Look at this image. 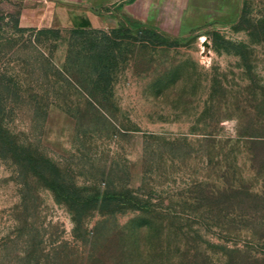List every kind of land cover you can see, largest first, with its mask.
<instances>
[{
  "label": "rangeland",
  "instance_id": "374dc122",
  "mask_svg": "<svg viewBox=\"0 0 264 264\" xmlns=\"http://www.w3.org/2000/svg\"><path fill=\"white\" fill-rule=\"evenodd\" d=\"M36 4L0 0L3 124L82 200L0 158V264H264V0H192L150 40L40 33Z\"/></svg>",
  "mask_w": 264,
  "mask_h": 264
},
{
  "label": "crops",
  "instance_id": "0c3cea01",
  "mask_svg": "<svg viewBox=\"0 0 264 264\" xmlns=\"http://www.w3.org/2000/svg\"><path fill=\"white\" fill-rule=\"evenodd\" d=\"M37 4L21 17L26 26L68 33L74 29L116 27L127 18L171 32L180 28L192 0H32Z\"/></svg>",
  "mask_w": 264,
  "mask_h": 264
},
{
  "label": "trees",
  "instance_id": "16d2710c",
  "mask_svg": "<svg viewBox=\"0 0 264 264\" xmlns=\"http://www.w3.org/2000/svg\"><path fill=\"white\" fill-rule=\"evenodd\" d=\"M245 17V12H242L241 19ZM261 22V21H260ZM125 23H128L140 34L141 39L150 40L155 36L154 31L156 28L147 27L134 20L124 18L117 28L112 32L118 35L119 32L124 29ZM145 27L144 29L140 27ZM124 27V28H123ZM40 33L56 32L54 29H38ZM264 32V27L261 28ZM74 32L80 31L79 29L72 30ZM215 36H218L215 33ZM214 42H217L215 39ZM226 46L234 50L242 58H245V52L242 46L239 44H233L229 41H223ZM102 75V74H99ZM258 142H263L262 139H257ZM0 158L8 160L13 163L19 171L25 176H33L37 180H41L44 186L52 190L55 195L68 198L74 202H80L82 200L81 190L76 185L68 180L61 170L56 168L54 164L37 150H35L30 144H23L12 134L3 124L2 108L0 105ZM105 203H119V199L116 197H109L104 199Z\"/></svg>",
  "mask_w": 264,
  "mask_h": 264
}]
</instances>
